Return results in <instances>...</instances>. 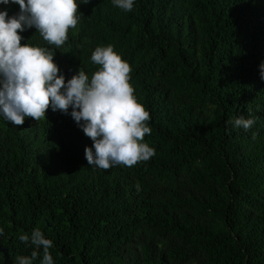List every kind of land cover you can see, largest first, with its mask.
I'll return each mask as SVG.
<instances>
[{"label": "trees", "instance_id": "trees-1", "mask_svg": "<svg viewBox=\"0 0 264 264\" xmlns=\"http://www.w3.org/2000/svg\"><path fill=\"white\" fill-rule=\"evenodd\" d=\"M83 2L63 47L34 27L22 43L52 49L66 80L91 77L92 52L112 45L156 154L103 170L88 164L93 142L71 108L23 126L0 115V264L31 255L19 236L35 228L53 264H264V0ZM241 116L255 119L247 131L233 126Z\"/></svg>", "mask_w": 264, "mask_h": 264}, {"label": "clouds", "instance_id": "clouds-1", "mask_svg": "<svg viewBox=\"0 0 264 264\" xmlns=\"http://www.w3.org/2000/svg\"><path fill=\"white\" fill-rule=\"evenodd\" d=\"M19 5V13L9 17L0 11V115L15 126H23L26 118L36 122L53 112L69 113L84 134L92 140L85 148L88 164L108 170L113 166L133 167L153 157L155 149L144 142L152 133L150 112L139 102L131 84L132 67L112 45L97 46L91 62L98 69L91 77L82 70L70 79L60 73L49 47L22 43L20 35L35 28L48 45L60 49L68 41V33L80 21L77 0H0ZM90 0H84V4ZM114 6L131 12L134 0H112ZM264 79V63L260 65ZM254 118H236L235 128L249 130ZM253 133V139H255ZM94 149V151H93ZM139 190V185H136ZM4 229L0 227V235ZM19 240L35 246L30 256H18L17 264H33L43 249L41 264H53L49 251L53 242L39 228L22 234Z\"/></svg>", "mask_w": 264, "mask_h": 264}, {"label": "rangeland", "instance_id": "rangeland-1", "mask_svg": "<svg viewBox=\"0 0 264 264\" xmlns=\"http://www.w3.org/2000/svg\"><path fill=\"white\" fill-rule=\"evenodd\" d=\"M1 6H2V8H3V11H7V8L5 7V6H7L6 4H0ZM10 9H12L11 7H10ZM2 10V9H1ZM0 10V11H1ZM13 10H15V11H17V12H19L20 11V9L18 8V7H14V9ZM10 12H11V10H10Z\"/></svg>", "mask_w": 264, "mask_h": 264}]
</instances>
